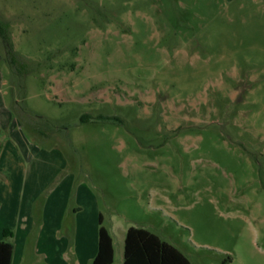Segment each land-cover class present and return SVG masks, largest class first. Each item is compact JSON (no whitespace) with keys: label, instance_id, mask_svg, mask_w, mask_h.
Segmentation results:
<instances>
[{"label":"rangeland","instance_id":"obj_1","mask_svg":"<svg viewBox=\"0 0 264 264\" xmlns=\"http://www.w3.org/2000/svg\"><path fill=\"white\" fill-rule=\"evenodd\" d=\"M99 214L113 264H264V0H0L11 264H90Z\"/></svg>","mask_w":264,"mask_h":264},{"label":"trees","instance_id":"obj_2","mask_svg":"<svg viewBox=\"0 0 264 264\" xmlns=\"http://www.w3.org/2000/svg\"><path fill=\"white\" fill-rule=\"evenodd\" d=\"M98 215L97 250L90 264H113L114 249L108 230ZM13 244L0 241V264H11ZM123 264H190L188 258L156 234L141 228L129 227L123 241Z\"/></svg>","mask_w":264,"mask_h":264},{"label":"crops","instance_id":"obj_3","mask_svg":"<svg viewBox=\"0 0 264 264\" xmlns=\"http://www.w3.org/2000/svg\"><path fill=\"white\" fill-rule=\"evenodd\" d=\"M97 250V249H96Z\"/></svg>","mask_w":264,"mask_h":264}]
</instances>
